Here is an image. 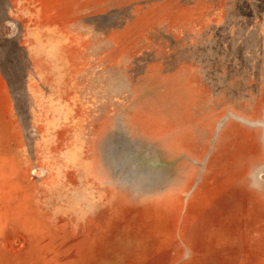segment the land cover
Wrapping results in <instances>:
<instances>
[{
    "label": "rangeland",
    "instance_id": "rangeland-1",
    "mask_svg": "<svg viewBox=\"0 0 264 264\" xmlns=\"http://www.w3.org/2000/svg\"><path fill=\"white\" fill-rule=\"evenodd\" d=\"M0 264H264V0H0Z\"/></svg>",
    "mask_w": 264,
    "mask_h": 264
},
{
    "label": "water",
    "instance_id": "water-1",
    "mask_svg": "<svg viewBox=\"0 0 264 264\" xmlns=\"http://www.w3.org/2000/svg\"><path fill=\"white\" fill-rule=\"evenodd\" d=\"M115 148H116V145H114V142H112L111 141V143H110V145H109V147H108V154L110 153H112V155H113V152H115ZM110 156V155H109Z\"/></svg>",
    "mask_w": 264,
    "mask_h": 264
}]
</instances>
